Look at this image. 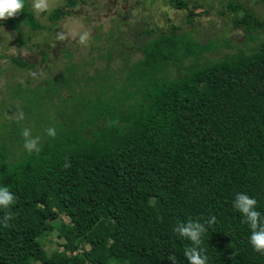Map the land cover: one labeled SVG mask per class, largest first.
<instances>
[{
    "label": "trees",
    "instance_id": "trees-1",
    "mask_svg": "<svg viewBox=\"0 0 264 264\" xmlns=\"http://www.w3.org/2000/svg\"><path fill=\"white\" fill-rule=\"evenodd\" d=\"M78 3L64 0L49 19ZM226 3L241 9L233 22L248 39L264 26L236 0ZM2 23L44 27L28 0ZM176 30L143 42L120 85L101 76L97 89L75 96L71 64L43 86L10 89L7 100L25 113L40 150H26L25 122L0 110V183L15 194V204L0 209V264H171L172 254L188 264L190 241L174 226L213 215L202 244L207 264H264L232 206L235 194L246 192L264 212V40L199 64L215 44ZM8 57L18 67L35 65ZM170 66L177 75L169 77ZM47 229L61 239L50 255L39 240Z\"/></svg>",
    "mask_w": 264,
    "mask_h": 264
},
{
    "label": "rangeland",
    "instance_id": "rangeland-1",
    "mask_svg": "<svg viewBox=\"0 0 264 264\" xmlns=\"http://www.w3.org/2000/svg\"><path fill=\"white\" fill-rule=\"evenodd\" d=\"M28 1L44 27L31 29L21 25L17 30L0 20V103L3 108L0 110L3 116L20 119L21 126L25 113L15 105V99L7 100V94L16 83L43 86L72 64L77 67L74 76L79 80L75 96L97 89L99 85L96 87L95 83L103 80L101 76L108 77V84L120 85L127 73L126 63L142 57L141 44L151 36L169 32L173 26L177 33L188 31L200 44L208 41L215 44L201 56L199 64L222 58L240 48L249 51L264 40V26L253 29L248 39L244 26L234 24L233 20L242 12L228 8L227 0H183L188 5L186 8L177 7L170 0H79L77 6L66 9L68 12L56 20L49 19L48 14L62 6L64 0H49V11L44 13H37L32 8V0ZM236 1L264 22V0ZM84 32L89 34V39L82 44L79 36ZM8 55L28 59L35 65L18 67ZM180 70L183 71V66ZM168 71L169 77L178 74L175 66H170ZM63 94L68 93L65 90ZM9 103L15 107L12 109ZM53 103L57 104V100ZM50 118L53 121L51 115ZM23 122L25 128L32 130L29 120ZM6 144V150L11 152L10 142ZM39 240L49 255L61 242L56 229L45 230Z\"/></svg>",
    "mask_w": 264,
    "mask_h": 264
},
{
    "label": "clouds",
    "instance_id": "clouds-1",
    "mask_svg": "<svg viewBox=\"0 0 264 264\" xmlns=\"http://www.w3.org/2000/svg\"><path fill=\"white\" fill-rule=\"evenodd\" d=\"M25 7V0H0V20L15 16L22 12ZM32 8L37 13L49 11V0H32ZM89 39L87 32L79 36V41L85 44ZM49 136L55 135V129H47ZM24 137V147L28 151H39L37 141L39 137H32L30 129L25 128L22 131ZM15 204V194L10 190L8 185L0 183V209L8 210ZM258 201L255 197L246 192H237L232 201V206L236 209L243 221L250 227L249 243L257 252H264V212L257 208ZM8 214L6 213V217ZM216 220V217L210 216L207 220L201 222L200 219H188L178 222L173 231L179 238L190 241L183 249V256L187 259L188 264H207L208 257L206 249L202 247L203 236ZM171 264H178L176 255L168 257Z\"/></svg>",
    "mask_w": 264,
    "mask_h": 264
}]
</instances>
